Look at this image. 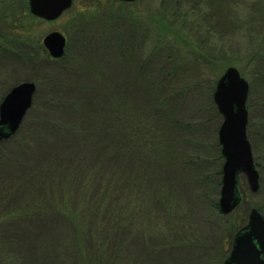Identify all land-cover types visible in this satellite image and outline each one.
Returning <instances> with one entry per match:
<instances>
[{"label":"rangeland","instance_id":"rangeland-1","mask_svg":"<svg viewBox=\"0 0 264 264\" xmlns=\"http://www.w3.org/2000/svg\"><path fill=\"white\" fill-rule=\"evenodd\" d=\"M237 1L245 4L242 0ZM184 2V6L180 4L176 8L175 0H73L71 7L60 17L32 21L24 14V11H29L28 0H0V37L10 39V43L7 39L0 40V102L17 83L33 81L36 84L32 105L25 113L30 115L24 116L20 123L22 125L25 119L27 129L23 127L21 132L27 140L26 146L11 143L6 155H0L1 229L7 238L15 240L12 245H5L8 255L17 249L30 251L28 249L37 238L44 237L45 246L40 255H31L38 264H74L70 256L77 251L82 252L80 246L83 240L87 242L85 235L88 233V236L91 235L90 242H101L100 252L95 251L98 256L111 254L114 260L119 259L126 264H223L234 235L248 222L250 209L264 204V51L263 58L257 61L250 59V53L238 52L233 57L227 54L228 61L234 59L237 65L222 67L219 63L208 64L198 58L188 59L187 63L179 62L182 54L193 53L185 42L205 41L204 36L199 35L200 30L186 31L180 25L185 10L203 11L206 10L205 5L199 0ZM11 10L15 17L9 16ZM261 12L262 8L259 14ZM259 14L254 11V15ZM259 19L256 20L260 27L254 31L255 38L261 32L264 34V20ZM15 20L23 22L15 24ZM203 22L202 30L212 38L217 37L221 31L220 24L215 20ZM53 30L60 31L66 38L64 53L58 58L52 57L43 44V38ZM177 31L183 41L176 40L173 32L178 34ZM193 46L194 50L199 48ZM203 48L212 52L207 45ZM167 58H175L179 62L178 71H182L176 76L169 77L167 74L171 66ZM229 66L236 67L249 83L246 132L259 172V189L252 192L246 176L240 173V202L221 219L214 213L209 217L208 200L212 196L204 195L208 194V190L214 191L212 184L218 161L216 129L222 121L213 100V90L218 77ZM48 78H54V84L48 83ZM162 102L165 104H158ZM114 104L122 107L134 105L140 110H161L164 124L168 125L167 132L177 140L173 148L179 157L197 161L196 165L187 167L190 170L186 167L181 169L179 165L182 162L173 167L185 181V175L189 182H192L191 177L196 180L189 188L184 183L181 187L182 178H178V203H175L174 218L171 213L166 229L161 227L163 212L160 207V187L165 188V181L155 179L153 185L140 195L133 190L137 184L135 176L129 174L126 168L122 171L123 183L112 193L105 223V212H102L105 205V191L102 190L105 183L104 122L110 120ZM32 106L34 109L31 111ZM34 116L33 120L31 117ZM178 146L183 150L180 151ZM124 154L129 165L140 169L134 153L131 161L128 152ZM223 161L224 158L222 164ZM46 163L61 165L66 177L74 173L80 177L77 193L80 202L86 180L101 171L98 186L93 192L92 189L87 192L91 194L92 203L80 204L86 207L82 212L89 224L82 233L71 211L67 214L68 218L53 215L47 226L29 223L13 225L8 220H1L8 212L14 211L17 202L23 201L31 186L26 179L18 191L9 189V184L17 176L29 175L36 168L38 171L33 177L39 176L45 182L49 168L42 167L43 171L40 170L41 165ZM174 194L172 192L170 198L172 206ZM136 195L139 204L137 215H133L130 210L137 204ZM219 195L220 188L218 200ZM165 196L168 197V194ZM205 209L209 220L203 218ZM195 214H199L198 217ZM144 217H148L149 221L146 222ZM178 221L183 224L181 234L184 233L182 237L187 242L147 252V241L159 244L158 241L168 237L166 230L169 225L177 227ZM102 244L108 246L102 247ZM7 253L3 256L5 261H8ZM30 263L36 264L33 260Z\"/></svg>","mask_w":264,"mask_h":264},{"label":"trees","instance_id":"trees-1","mask_svg":"<svg viewBox=\"0 0 264 264\" xmlns=\"http://www.w3.org/2000/svg\"><path fill=\"white\" fill-rule=\"evenodd\" d=\"M186 1V0H184ZM183 0H175V6L178 8L180 4H185ZM205 5L206 10H198L195 11L193 8L189 11H184L182 13V20H180V25L188 31L189 29H193V31L200 30L199 35L204 36L205 41L200 43L195 40H190L186 43V46L189 50L193 51L191 55L182 54L181 58H178L179 62L187 63L186 60L198 58L202 62L212 64L219 63L220 67L226 65H237V62L233 59L231 61L227 58V54L231 55L230 57L236 56L235 54L238 52L250 53V59H254L255 61L262 59V53L264 51V34L262 32L259 35H255L254 31L257 27H260L259 22L256 20H260L263 18L264 20V0H242L241 2L245 4H240V1L237 0H199ZM183 2V3H182ZM194 2L190 0L189 3ZM222 6L218 5L220 4ZM192 4L191 6H193ZM182 6V7H183ZM184 8V7H183ZM260 8H262L261 14ZM258 9V10H257ZM254 11H256L259 15H254ZM10 17H15V13L13 10L10 11ZM25 16L32 19V21H42L32 14L29 11H24ZM258 16V18L256 17ZM17 17V16H16ZM8 19V18H6ZM203 20H215L216 23L220 24L221 31L217 33V37L212 38L205 31L202 30L204 26ZM17 21L23 22V20H15V24ZM31 21V20H29ZM108 21V20H106ZM122 23H124L122 21ZM208 24L206 27H208ZM136 25V24H134ZM263 24H261V27ZM18 26H16L17 29ZM202 30V31H201ZM205 30V29H204ZM192 32V31H190ZM178 34L173 32L176 40L183 41ZM7 39V38H6ZM0 37V40H6ZM10 43V39L6 40ZM198 46L199 48L194 50V46ZM204 45H207L212 48V52H208L203 48ZM17 52V50H15ZM45 53V50H43ZM47 54V53H45ZM226 59V60H225ZM168 61H171L170 71L167 73L170 76H176L177 73L181 72L180 64L175 58H167ZM192 61V60H191ZM195 62V61H194ZM172 70V73H170ZM48 83L54 84L51 78L47 79ZM164 85L159 88L162 89ZM38 90V89H37ZM165 104V103H158ZM34 106V105H33ZM32 106V107H33ZM113 111L110 116V120L104 122L105 124V183L103 185L102 190L105 191V205L102 207V212H105V223H107L108 219V205L109 201L112 198L113 191L120 188L121 184L124 181V172H122L125 168L128 170L129 174L135 176L137 184L134 186L135 191H138L140 195H142L143 191L146 188H149L155 182V179H162L165 181V188H161V212H163V218H161V227L163 229L168 228L167 221L169 220L170 214L174 211L175 203H178V192L176 191L178 178H182L179 176L175 167V164L179 165L181 169L185 167H189L191 165H196V162H193L191 159L185 157H179L177 151L173 148V144L177 143V140L167 132L166 127L168 126L164 124L162 116L160 114L159 109H155L152 111L149 110H140L136 106H126L122 107L121 105H115L112 107ZM217 108V107H216ZM34 107L31 109V111ZM163 113V111H162ZM29 114V113H28ZM25 115L24 118L28 116ZM30 115V114H29ZM35 118L34 117H31ZM39 123L41 122L36 118ZM35 120V121H36ZM220 120V115H219ZM25 119L20 125L17 132L10 136V138L0 141V155H6L8 151V147L11 143L18 144L19 146H26L27 140L22 135V128L27 129V125L25 124ZM164 124V125H163ZM55 127V126H54ZM219 125L217 126L218 130ZM31 128L30 130H33ZM3 148V149H1ZM178 148L181 150L179 146ZM216 156L218 157L217 164H215V180L213 181V193L208 190L207 195H211L209 201V217L212 213L216 214L219 218L223 219L225 215H223L218 207V194L219 188L221 185V165L223 160V155L221 153V146L219 141L217 140L216 145ZM125 152H128L129 160L131 161L134 157L133 153L137 156V164L140 169H136L129 165V161ZM133 152V153H132ZM61 164V162L59 163ZM185 165V166H183ZM199 165V163H198ZM56 166V167H53ZM74 166V165H73ZM44 167L49 168V173L45 176V182L37 177H33L34 174L38 171L32 170L29 175H19L13 180L9 185L11 190L18 191L22 185H24L25 179L30 183L29 190L26 192V195L21 202H17L14 205L12 212H8L5 218L1 220H8L11 224L15 225L16 223H29L34 226H47L49 225V221L51 217L54 215L66 217L68 218V213L74 215L76 217V222L81 226V233L84 227H87L88 221L85 220V215L82 212L86 207H81L80 204L89 205L92 203V198L90 199V195L88 194L96 189L98 186L99 177L101 176V171L96 173V175H90L91 178H88L87 184L82 191L81 202L77 200L78 191H79V181L80 177L74 173L66 177V173L63 174V167L61 165H50V163L42 164L41 171H43ZM102 167V166H101ZM53 168L52 170H50ZM117 169V170H116ZM190 170L189 168H187ZM176 173V178L175 174ZM183 175V174H182ZM185 181L182 178L181 187L183 183L187 185L189 188L193 186L194 181L196 180L194 177H191L192 182H189L187 179V175H185ZM34 180V182H33ZM205 181L208 183V179L205 178ZM95 185V187H93ZM162 184H159V186ZM166 189V190H164ZM190 191V190H189ZM88 192V193H87ZM172 192H174V204L173 206L170 204V198H172ZM3 194H5L3 192ZM168 194V197L165 195ZM176 195V197H175ZM3 197L2 193H0V198ZM137 200V206H132L130 212L133 215H137L136 208L139 204V197L135 196ZM78 202V203H77ZM164 202V204H162ZM188 202V200H186ZM134 204V203H133ZM0 202V208H1ZM80 207V209H79ZM151 208V206H150ZM166 208V209H165ZM264 216V204L260 203L257 207ZM205 213H203V218L205 220H209L207 217V210L205 209ZM160 212V215H161ZM200 212V211H198ZM201 213V212H200ZM197 217L199 214H195ZM202 215V214H201ZM172 217L174 215L172 213ZM148 222V217H144ZM243 219V216L241 217ZM127 223V222H123ZM171 223V221H170ZM124 226V224H122ZM149 225H146L148 227ZM172 227L169 225V229L166 230L168 237L162 239L159 244L154 245L147 241L146 250L154 251L160 248L170 247V246H178L183 245V243L187 242V239L183 238V224L179 221L177 222V227ZM106 227V226H105ZM2 221L0 222V264H31L30 260H33L36 264V258L31 257L32 253H35L36 256H39L41 253V249L45 246L44 237H38L36 243L32 245V247L28 250L24 251L22 249H17L18 251H14L15 253H10L8 255L5 252V245L13 244L15 240L12 238H7L5 232L2 231ZM16 228V227H14ZM42 228V227H41ZM45 228V227H44ZM192 230H194L195 226H191ZM40 229V228H39ZM38 229V230H39ZM179 235H177V233ZM43 234V233H42ZM86 233L85 242L83 240V245L80 246L82 252H75L72 256L74 264H126L119 259L114 260L111 254L105 253V255L98 256L95 251L100 252L101 242L95 241L90 242L89 237ZM43 236V235H42ZM194 240V239H193ZM192 241V239H191ZM195 241V240H194ZM77 245V244H76ZM108 246L107 244L102 247ZM77 250V246H75ZM85 249V250H84ZM10 250V249H9ZM15 250V249H13ZM7 251V250H6ZM7 253L8 261H5L3 257ZM110 253V252H109Z\"/></svg>","mask_w":264,"mask_h":264},{"label":"water","instance_id":"water-1","mask_svg":"<svg viewBox=\"0 0 264 264\" xmlns=\"http://www.w3.org/2000/svg\"><path fill=\"white\" fill-rule=\"evenodd\" d=\"M133 2L136 0H120ZM73 0H28L32 15L43 20H54L69 9ZM66 38L57 30L46 34L43 44L52 57L64 53ZM36 90L33 81H22L12 86L0 102V140L9 138L19 128ZM249 90L248 81L234 66L227 67L218 77L213 100L222 116L218 140L224 161L219 195L222 214L231 213L239 204L238 175L246 176L252 192L259 189V172L254 163L251 143L247 137ZM223 264H264V216L252 207L248 222L234 235L230 252Z\"/></svg>","mask_w":264,"mask_h":264}]
</instances>
